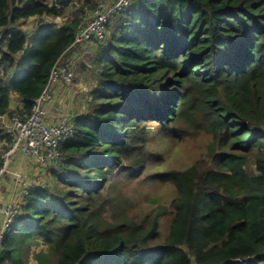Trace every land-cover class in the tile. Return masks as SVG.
<instances>
[{"label":"trees","instance_id":"16d2710c","mask_svg":"<svg viewBox=\"0 0 264 264\" xmlns=\"http://www.w3.org/2000/svg\"><path fill=\"white\" fill-rule=\"evenodd\" d=\"M74 1L0 0L2 37L31 17H63L60 25H36L40 43L18 81L31 41L13 29L2 51L0 115L12 111V93L29 110L43 92L85 10L96 6L81 0L67 12ZM97 51L89 108L75 118L50 182L32 188L0 260L264 264V0H135L111 19ZM156 125L208 136L190 166L147 177L174 190L164 238L168 207L129 214L128 197L112 183L118 171L130 179L143 174L144 141Z\"/></svg>","mask_w":264,"mask_h":264},{"label":"built area","instance_id":"2783aa9c","mask_svg":"<svg viewBox=\"0 0 264 264\" xmlns=\"http://www.w3.org/2000/svg\"><path fill=\"white\" fill-rule=\"evenodd\" d=\"M134 1L96 0V6L92 11L85 10L82 25L76 31L73 42L55 63L43 92L34 99L31 108L26 110L24 105L17 106L11 112L0 115V188L5 177L12 175L21 190L17 199L0 202V254L6 235L16 217L23 212V206L32 188L39 185L25 176L21 170L12 171L15 156L20 154L37 166L50 168L62 161L61 145L76 132L75 118L80 116L79 113H75L73 119L48 121V105L54 100L56 86L60 83L74 84L79 79L77 69L73 67L71 61L65 59L68 55L74 54L88 72H93L96 66L93 61L94 55L98 48L106 43L111 19ZM36 18H42V22H47L44 20L45 16ZM17 27L12 25V31L6 36L2 37L0 34L4 46L3 49L0 47V79L7 74V65L1 62L2 51L6 50L14 28ZM92 98L90 95L86 101L89 102ZM83 107L86 108V105ZM0 264L8 263L0 260Z\"/></svg>","mask_w":264,"mask_h":264},{"label":"rangeland","instance_id":"374dc122","mask_svg":"<svg viewBox=\"0 0 264 264\" xmlns=\"http://www.w3.org/2000/svg\"><path fill=\"white\" fill-rule=\"evenodd\" d=\"M48 2L53 3L54 0H48ZM81 6L82 1L76 0L69 9L66 10L67 12L70 10L71 13H74V10ZM62 18V16L57 19L45 17L44 20L47 22L55 20V22L60 25L63 22ZM41 20L43 19L32 17L31 19L22 20L20 24L17 23L19 29L25 31L31 43L28 49L21 54L22 64L18 70L16 69V81L20 80L24 76V73L30 69L29 57L38 48L40 43L39 33L35 32V30L37 27L36 25L41 23ZM14 25H16V23ZM93 60L95 64V58ZM82 71H84L83 75L88 77L85 81V85L91 87L98 72L97 65L93 72H88L83 68ZM80 77L81 73L79 72V78ZM80 107L81 103L76 107L75 113L79 111ZM88 108L89 106L87 104V109L84 111L86 112ZM175 130H172L171 133L168 134L162 130L160 125L154 126L144 141V148L147 151V163L143 174L134 179H130L118 171L114 174L112 180V183L121 191L123 190L125 196L128 197L131 204V206L128 207L129 214H134L143 218L146 213L151 211L155 212L156 207L160 204H164L168 207V210L160 219L161 238H164L168 233V221L172 210L171 200L174 196V190L169 184L163 185L157 182H151L147 177L151 174L162 173L171 169L187 168L196 159L201 157L208 141V136L206 134L195 133L193 131L186 133L183 132L182 129L178 131ZM47 180H49V183L50 178H47ZM47 180H45V182ZM34 262L35 264H39L37 260H34Z\"/></svg>","mask_w":264,"mask_h":264},{"label":"crops","instance_id":"0c3cea01","mask_svg":"<svg viewBox=\"0 0 264 264\" xmlns=\"http://www.w3.org/2000/svg\"><path fill=\"white\" fill-rule=\"evenodd\" d=\"M48 1V0H47ZM48 17V16H45ZM50 22V21H48ZM98 52V51H96ZM68 58V59H67ZM65 59L66 61H71L74 68L81 73V77L78 79V82L74 84L60 83L55 88L54 100L48 105V121L56 122L66 118H74L76 107L80 105L81 107L77 113L81 115L85 114L87 109L88 102L86 101L85 95L90 93L95 86L96 79L94 80L93 85L87 87L85 81L88 79L87 76L83 75L82 68L86 70L77 60L76 55L70 54ZM87 71V70H86ZM86 102V103H85ZM84 104L86 108H84ZM90 104V103H89ZM88 104V105H89ZM23 103L20 100L17 93H12L11 95V110L17 106H22ZM21 170L32 181L37 184H46L50 178L49 168L37 166L30 159L17 154L12 163V171ZM45 180H47L45 182ZM21 190L16 185L13 176L8 175L5 177V180L2 183L0 188V202H8L14 199H17L20 196ZM30 264H35L34 259L31 260Z\"/></svg>","mask_w":264,"mask_h":264}]
</instances>
